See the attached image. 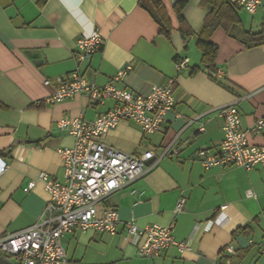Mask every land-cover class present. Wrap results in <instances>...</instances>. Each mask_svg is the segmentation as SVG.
Masks as SVG:
<instances>
[{
	"label": "crops",
	"instance_id": "0c3cea01",
	"mask_svg": "<svg viewBox=\"0 0 264 264\" xmlns=\"http://www.w3.org/2000/svg\"><path fill=\"white\" fill-rule=\"evenodd\" d=\"M162 1L173 24L170 39L140 0H0V156L7 162L0 177V236L30 226L42 214L50 195L40 172L64 181L59 150L73 147L75 138L59 128V120H92L116 106L110 98L91 103L86 93L51 104L47 98L59 80L78 69L103 86L125 69L118 86L134 91L174 79L176 104L161 132L120 123L102 138L125 153L152 154L147 164L158 162L101 208H113L123 222L133 219L140 227L175 223L176 240L188 247L144 258L124 227L115 235L77 230L62 237L71 264H226L229 245L236 251L232 264H264V163L250 170L206 169L196 156L203 147L218 150L224 138L219 108L231 103L250 143L264 145V128L251 130L264 118V44L249 47L242 34L262 29L264 0L255 13L238 8L241 27L233 31L238 37L223 27L211 35L219 46L215 79L201 67L197 46L209 7L204 0H186L183 27L193 34L185 39L174 10L180 0ZM95 29L104 37L103 48L79 62L77 39ZM183 57L189 67L179 73L176 63ZM195 67L201 69L192 75ZM168 147L175 152L163 156ZM31 180L35 186L25 192ZM182 196L185 209L175 216ZM246 224L253 226L252 234L234 233Z\"/></svg>",
	"mask_w": 264,
	"mask_h": 264
},
{
	"label": "built area",
	"instance_id": "2783aa9c",
	"mask_svg": "<svg viewBox=\"0 0 264 264\" xmlns=\"http://www.w3.org/2000/svg\"><path fill=\"white\" fill-rule=\"evenodd\" d=\"M235 6L255 13L261 0H230ZM104 37L97 29L77 39L76 58L83 62L101 50ZM189 59L183 57L176 63L180 73L188 69ZM123 69L114 79L103 86L90 82L78 69L68 77L61 78L56 92L47 98L51 104L86 93L91 103L114 99L116 106L98 114L94 119L63 117L58 126L75 138L73 147L61 148L64 166V181H58L47 172H40L39 179L45 184L50 198L42 214L33 224L0 236V255L15 264H71L62 237L77 230L95 229L102 233L117 234L122 227L127 237L137 246L138 254L144 258L161 256L175 246L180 251L188 247L186 241L175 238V223L138 226L133 219L123 222L117 210L101 208L105 201L118 189L142 178L156 164L152 154L125 153L107 145L102 138L120 123H133L144 133L161 132L167 114L176 104L175 80L167 84H153L149 91L140 92L118 86L126 76ZM48 83V80H46ZM224 118V138L218 150L200 148L196 156L206 169L216 166H240L247 170L264 163V145L250 143L248 132L243 129L241 114L236 104L219 108ZM264 128V118L257 120L251 128L259 133ZM200 130H205L204 123ZM175 150L169 147L163 156H172ZM7 162L0 156V177ZM35 186L31 180L24 187L29 192ZM187 198L182 196L174 208V215L184 211ZM226 264H232L236 254L232 245L226 247Z\"/></svg>",
	"mask_w": 264,
	"mask_h": 264
},
{
	"label": "trees",
	"instance_id": "16d2710c",
	"mask_svg": "<svg viewBox=\"0 0 264 264\" xmlns=\"http://www.w3.org/2000/svg\"><path fill=\"white\" fill-rule=\"evenodd\" d=\"M206 5L209 7L207 17L203 29L199 35L197 46L202 51V61L201 67L207 69L210 72V76L215 79V74L218 73L217 57L219 53V46L211 41V35L213 32L219 28L223 27L228 32L232 33L235 37H238L233 31L241 27V21L238 15V8L230 2V0H204ZM186 0L178 1L174 10L181 24V31L183 37L186 39L193 34V31L189 28L184 29V18L182 11L186 6ZM140 4L147 9L153 18L161 26V33L167 37L171 38L173 24L168 15L166 7L162 0H140ZM247 38H244L249 47L258 46L264 44V23L263 27L259 32H245L242 33ZM201 67H195L192 70V75H194ZM254 232V228L251 224H246L235 230V234L243 233L250 235Z\"/></svg>",
	"mask_w": 264,
	"mask_h": 264
},
{
	"label": "water",
	"instance_id": "95a60500",
	"mask_svg": "<svg viewBox=\"0 0 264 264\" xmlns=\"http://www.w3.org/2000/svg\"><path fill=\"white\" fill-rule=\"evenodd\" d=\"M0 264H13V262L0 255Z\"/></svg>",
	"mask_w": 264,
	"mask_h": 264
},
{
	"label": "rangeland",
	"instance_id": "374dc122",
	"mask_svg": "<svg viewBox=\"0 0 264 264\" xmlns=\"http://www.w3.org/2000/svg\"><path fill=\"white\" fill-rule=\"evenodd\" d=\"M15 262V264H18L16 261H14Z\"/></svg>",
	"mask_w": 264,
	"mask_h": 264
}]
</instances>
